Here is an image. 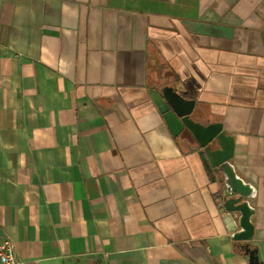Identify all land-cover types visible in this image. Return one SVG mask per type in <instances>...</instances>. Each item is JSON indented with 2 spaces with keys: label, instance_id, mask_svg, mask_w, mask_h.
Segmentation results:
<instances>
[{
  "label": "crops",
  "instance_id": "1",
  "mask_svg": "<svg viewBox=\"0 0 264 264\" xmlns=\"http://www.w3.org/2000/svg\"><path fill=\"white\" fill-rule=\"evenodd\" d=\"M165 88L234 137L264 264V0H0V242L29 264H249Z\"/></svg>",
  "mask_w": 264,
  "mask_h": 264
},
{
  "label": "water",
  "instance_id": "2",
  "mask_svg": "<svg viewBox=\"0 0 264 264\" xmlns=\"http://www.w3.org/2000/svg\"><path fill=\"white\" fill-rule=\"evenodd\" d=\"M150 95L164 121L176 138L185 134L198 152L202 168L212 181L223 185L224 192L218 195V215L236 242L246 243L249 264H263L257 251L249 247L254 239L256 214L251 204L256 191L251 183L241 177L232 163L235 139L227 134L222 123L212 122L207 114L195 110V102L184 98L172 88L161 91L151 89Z\"/></svg>",
  "mask_w": 264,
  "mask_h": 264
},
{
  "label": "built area",
  "instance_id": "3",
  "mask_svg": "<svg viewBox=\"0 0 264 264\" xmlns=\"http://www.w3.org/2000/svg\"><path fill=\"white\" fill-rule=\"evenodd\" d=\"M0 264H29L18 259L11 241L0 242Z\"/></svg>",
  "mask_w": 264,
  "mask_h": 264
},
{
  "label": "trees",
  "instance_id": "4",
  "mask_svg": "<svg viewBox=\"0 0 264 264\" xmlns=\"http://www.w3.org/2000/svg\"><path fill=\"white\" fill-rule=\"evenodd\" d=\"M236 244H238V243H236ZM252 249L256 250V247L254 246V247H252ZM243 254H244V253H243Z\"/></svg>",
  "mask_w": 264,
  "mask_h": 264
}]
</instances>
